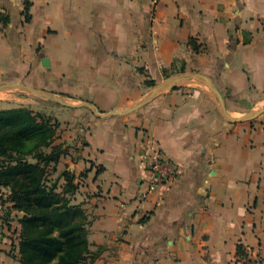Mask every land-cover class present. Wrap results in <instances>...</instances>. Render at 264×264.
<instances>
[{
  "label": "crops",
  "instance_id": "obj_1",
  "mask_svg": "<svg viewBox=\"0 0 264 264\" xmlns=\"http://www.w3.org/2000/svg\"><path fill=\"white\" fill-rule=\"evenodd\" d=\"M31 2L27 21L24 0H0V87L67 106L9 88L0 110L58 122L94 264H264V113L231 123L191 77L208 78L234 118L264 108V0ZM154 149L179 173L142 200ZM16 229L0 240V264H21Z\"/></svg>",
  "mask_w": 264,
  "mask_h": 264
},
{
  "label": "trees",
  "instance_id": "obj_2",
  "mask_svg": "<svg viewBox=\"0 0 264 264\" xmlns=\"http://www.w3.org/2000/svg\"><path fill=\"white\" fill-rule=\"evenodd\" d=\"M24 4L28 21L32 2ZM52 121L26 106L0 110V187L9 190L13 209L22 214L18 259L21 264H94L100 252L91 249V221L83 204L73 203L79 189L75 173L63 172L62 192L48 180L47 168L68 154L54 144L59 124Z\"/></svg>",
  "mask_w": 264,
  "mask_h": 264
},
{
  "label": "water",
  "instance_id": "obj_3",
  "mask_svg": "<svg viewBox=\"0 0 264 264\" xmlns=\"http://www.w3.org/2000/svg\"><path fill=\"white\" fill-rule=\"evenodd\" d=\"M42 63L44 65H49V61L47 59H44ZM191 77L199 78V79H201V80H203L205 82V84L210 88V90L213 92V94L218 97L220 111H221L223 117L227 121H229L231 123L251 121V120L256 119L258 116H260L261 114L264 113V108H262L257 113L250 114V115H245V116H242V117H239V118H234V117L230 116V114L228 113L222 95L220 94V92L217 90V88L214 86V84L208 78H206L205 76H202L200 74H194ZM189 78H190V76H188V75L177 76V77L171 78V79H169V80H167V81H165V82H163L161 84H158L157 86H155L152 89V91L141 102H139L138 104H136L134 107L130 108L129 110H126V112H128V113L129 112H134V111L142 108L143 106L148 104L159 93H163V92H166L168 90H171V89L177 87L181 82H183V81H185V80H187ZM9 88H16L18 90L25 91V92H28V93H32V94L44 97V98L49 99V100H53V101H55V102H57L59 104L67 106V104L64 102V100H62L61 98H58V97L53 96L51 94H48V93H46L44 91L32 89V88L21 86V85H11V86L4 85V86L0 87V91H5V90H7ZM79 106H89V107L94 108L95 111H98L96 106H94L91 103H83V104H81ZM107 115H112V114H107Z\"/></svg>",
  "mask_w": 264,
  "mask_h": 264
},
{
  "label": "built area",
  "instance_id": "obj_4",
  "mask_svg": "<svg viewBox=\"0 0 264 264\" xmlns=\"http://www.w3.org/2000/svg\"><path fill=\"white\" fill-rule=\"evenodd\" d=\"M148 180L146 189L141 194V199H147L157 192L161 186L174 179L178 175L177 166L158 149L152 150L146 156ZM11 204L0 198V240L5 237L2 227L4 220L10 214Z\"/></svg>",
  "mask_w": 264,
  "mask_h": 264
},
{
  "label": "rangeland",
  "instance_id": "obj_5",
  "mask_svg": "<svg viewBox=\"0 0 264 264\" xmlns=\"http://www.w3.org/2000/svg\"><path fill=\"white\" fill-rule=\"evenodd\" d=\"M2 96L3 95H0V98H2ZM20 106H24V105H20ZM62 145H63V143H62ZM49 151H51V149H48L46 152H49ZM62 158H61V160H62ZM29 160L30 161H34L32 159H29ZM61 160L59 161V163L57 165L52 164L49 168H47L48 180L51 183L57 182V184H58V192H62V190L64 189L63 187L66 184V181H65V179L63 177V172L66 171V170H69V171H71V172L73 171L75 173V169H73V170L70 169L69 168V164L68 163H64V161L61 162ZM76 185H78V184H76ZM9 196H10L9 190L7 188H5V187H0V198L5 200L6 202L11 204V206H12V208H10L9 216L4 220V226L2 227V231H3L4 235H5V237L8 236L10 238H18L17 237L18 236L17 235L18 232H17L16 227L18 226V221H19V218L22 216V214L18 213V211L13 209L14 204L10 200ZM73 203H74V201H73ZM5 237H3V239H5ZM3 239H1V240H3ZM93 251H95V250H93Z\"/></svg>",
  "mask_w": 264,
  "mask_h": 264
}]
</instances>
